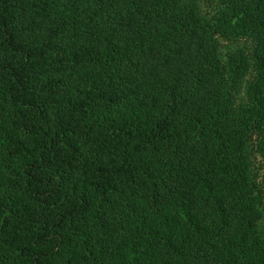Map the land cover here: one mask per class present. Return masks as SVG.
Wrapping results in <instances>:
<instances>
[{
	"label": "trees",
	"instance_id": "obj_1",
	"mask_svg": "<svg viewBox=\"0 0 264 264\" xmlns=\"http://www.w3.org/2000/svg\"><path fill=\"white\" fill-rule=\"evenodd\" d=\"M218 4L0 0V264H264V0Z\"/></svg>",
	"mask_w": 264,
	"mask_h": 264
},
{
	"label": "rangeland",
	"instance_id": "obj_2",
	"mask_svg": "<svg viewBox=\"0 0 264 264\" xmlns=\"http://www.w3.org/2000/svg\"><path fill=\"white\" fill-rule=\"evenodd\" d=\"M201 7L203 9L204 14L208 18H213L215 15V11L219 6L218 0H199ZM216 38L220 45V53L223 59H226L227 56L233 53L238 48H243L247 53L250 52V42L246 39H240L237 41H231L227 37L218 36ZM254 72L252 71L248 79H251ZM255 142V137L253 138L252 143ZM252 173L255 177L256 182L258 183L260 193L264 196V187H263V180H264V162L262 159L257 155L253 154L252 158Z\"/></svg>",
	"mask_w": 264,
	"mask_h": 264
}]
</instances>
